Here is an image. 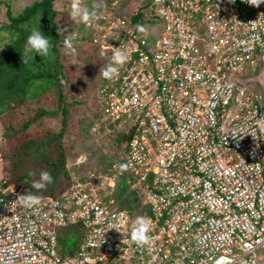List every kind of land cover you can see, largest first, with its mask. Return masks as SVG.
Masks as SVG:
<instances>
[{
	"label": "built area",
	"instance_id": "1",
	"mask_svg": "<svg viewBox=\"0 0 264 264\" xmlns=\"http://www.w3.org/2000/svg\"><path fill=\"white\" fill-rule=\"evenodd\" d=\"M120 1H102L86 44L104 68L116 49L129 54L100 95L104 120L128 136L137 199L111 196L122 170L93 167L31 208L16 200L30 191L3 178L0 264H264V92L239 76L264 72V32L249 23L264 3ZM141 216L152 221L142 247L130 238ZM64 226L81 234L74 253L59 247Z\"/></svg>",
	"mask_w": 264,
	"mask_h": 264
},
{
	"label": "trees",
	"instance_id": "2",
	"mask_svg": "<svg viewBox=\"0 0 264 264\" xmlns=\"http://www.w3.org/2000/svg\"><path fill=\"white\" fill-rule=\"evenodd\" d=\"M85 1L87 3L85 8L89 11H95L100 5L104 4L101 0H92L91 5H88V0ZM145 1L147 3L151 2V0ZM54 2L56 0H36L32 4L26 5L16 15L13 13L11 6L6 5L5 14L8 21L0 25V118H4L7 112L14 111L15 107H18L27 100H31L32 98L42 100V97L49 91L57 95V110L39 108L31 118L22 124L21 129L23 130L47 114L54 115V113L60 112L63 116V125L58 132L47 131L45 134L28 139L22 138L23 132H19V130L10 132L9 126L12 125L10 123L5 128L6 138L11 148L9 159H11V173L14 177L12 180L17 181V185L27 188L30 193L41 195L54 194L57 190L68 186L71 183V168L76 169L77 172L85 169L81 174L82 176L88 168V160L76 164L80 155L88 153L73 152L76 154L75 161L68 164L69 157L72 158L73 156L66 153L65 135L74 134L77 140H79V134L83 138L82 143L84 147L88 148L89 143H92L96 146V150H101L103 155L95 164H106L104 171L107 172L109 167L114 165L116 159L121 165H124V158H119L114 152L118 148L121 150L125 149L124 141L128 138L126 133L119 128H116L113 132H107L106 130L110 126V123L104 121L107 103H105L100 94L101 88L105 85L107 79L103 78L100 74V79L104 82L100 83L96 81L94 83V108L92 112L88 111L84 115L83 132L79 133L81 120L78 131L70 132L67 129V116L73 110L74 105L79 103V100H75V96L71 97V95H76L75 93L71 92L69 94L65 92L64 87L77 88L80 86L79 91L85 94L89 90L91 79L93 78L92 75L95 77L99 72L101 61L99 60L91 67L93 74L90 73V66L86 65L85 69L87 72L79 74L77 80L70 79L69 75L61 68V51L59 47L64 46V32L63 34H58L57 29L63 28L59 25V20L56 19L59 10L55 7ZM120 5L121 7L129 6L133 8L135 3L131 2V0H121ZM144 6H150V4H145ZM134 16L135 20H141L142 18L137 13ZM155 23L153 22L152 25ZM85 26L86 24L82 22L80 34L76 36L80 46L73 47L77 49L78 53L82 54V49L85 48L86 41L91 37L90 31H92L89 26L90 31L85 32ZM38 28L50 37L53 44L52 55L48 58H42L39 54L34 53V61H29L28 65H24L22 63V51L26 38L31 34L33 29ZM81 40L82 42H80ZM2 41L6 42L5 46H2ZM103 147H106L107 151ZM15 170H19V172ZM42 171L51 173L53 183L49 184L45 189L36 190L32 187V181L39 179ZM30 172H35V176H30ZM121 190L120 196L122 198L120 199V206H132L133 202L127 205V201L137 199L131 198L135 197L136 193L131 192L128 194V187L126 186L121 187ZM127 194L128 198L125 199L124 197ZM67 252L72 253V251Z\"/></svg>",
	"mask_w": 264,
	"mask_h": 264
},
{
	"label": "rangeland",
	"instance_id": "3",
	"mask_svg": "<svg viewBox=\"0 0 264 264\" xmlns=\"http://www.w3.org/2000/svg\"><path fill=\"white\" fill-rule=\"evenodd\" d=\"M36 0H0V25L4 22L8 21L6 18V5H10L12 8L13 13L16 15L18 14L26 5L32 4ZM105 1V0H101ZM70 2L71 0H56L54 2L55 7L58 8L59 14L57 15V20H59V25L64 29V39L66 37H72V43L73 47L80 46V43L77 41L76 36L80 34V25L82 22L79 20H73L69 13H70ZM92 4V0H88V5ZM87 3L85 0H83V7H86ZM83 33V30H82ZM6 41V40H5ZM2 41V46L6 45V42ZM82 42V41H80ZM60 46V45H59ZM60 48V65L61 68L66 72V74L69 75L70 79L77 80V77L79 74H83L87 72L85 69L86 65L91 67L97 63V55H95L94 47L91 45V43L88 41L87 44H85V48H83V54L78 53L77 49H68L65 46L59 47ZM104 65L103 62L99 64V68L103 69ZM100 69L99 72L94 77L92 75L91 84L89 87V90L85 92H81L80 86L77 88H70V87H64L65 92H68L69 94L75 93L76 95H71V97L75 96V100H79L78 104L74 105L73 110H71L67 116V129L70 132H76L78 131L79 122H80V131L81 134L83 132V119L84 115L88 111H93L94 108V102H95V87L94 83L100 82L103 83L104 81L100 79ZM253 69H256V74L253 72ZM258 72V73H257ZM90 73L93 74V71L91 69ZM250 75V76H249ZM239 76H242L244 79H247V83L251 84L256 92L259 91L264 92V72L262 71V64H251L248 67L245 68L244 71H242V74H239ZM249 76V78H248ZM84 82V81H82ZM71 100V98H69ZM85 100V101H84ZM39 108H48V110H57V95L54 94V92L49 91L46 93L41 99L32 98L31 100H27L26 102L22 103L18 107H15L14 111H9L7 114H5L4 118H0V180L3 177H10L14 178L11 173V159H9V156L11 154V148L10 143L8 142L6 138V126L8 123L12 124L9 126V131L12 132L14 130H19V132L22 133V138H32L36 137L42 134H45L47 131H53L58 132L60 128L63 125V116L60 112L57 114L54 113V115L47 114L46 116H43L42 118L38 119L37 121L31 123L29 126L25 127L23 130L21 129L22 124L31 118L32 115L36 113V110ZM9 124V125H10ZM98 131V130H97ZM79 136V140H77L76 135H70L67 134L64 137V142L66 146V153L72 154V158L69 157L68 164L73 163L75 161V155L73 152L78 153H88L85 154L87 156L89 163L88 168H93L95 166V162L99 161V158L103 155L101 150H96V146L94 144L89 143L88 148L84 147L82 143V136ZM74 145V147H73ZM106 150V147L104 148ZM102 149V150H103ZM107 151V150H106ZM85 160V161H86ZM117 168V172L121 170V165L119 164L118 160H115ZM75 166H81V165H75ZM72 166V167H75ZM84 166V165H83ZM99 167V166H97ZM85 169H83L81 172H77V170L71 168L70 172H76L77 175L82 174V172ZM16 172H19V170H15ZM117 183V190H119V186L121 182L123 181V176H119ZM15 181V180H14ZM17 182V181H16ZM117 200L121 199L120 195L115 196ZM129 203H132V201H127V205ZM133 204V203H132ZM81 239V234L76 232L75 229L64 226L59 228V247H62L64 251H72L73 253L76 251L78 243ZM68 253V252H67Z\"/></svg>",
	"mask_w": 264,
	"mask_h": 264
},
{
	"label": "clouds",
	"instance_id": "4",
	"mask_svg": "<svg viewBox=\"0 0 264 264\" xmlns=\"http://www.w3.org/2000/svg\"><path fill=\"white\" fill-rule=\"evenodd\" d=\"M230 2L234 3L235 0H230ZM245 2L252 5V6L259 7L261 5V3H264V0H245ZM69 15L73 20H79L80 22H83L85 24H89L92 21V19L95 17L96 13H95V11H89L87 8L83 7V0H71ZM249 23H250V30L251 31H253L255 33L264 32V16H262L261 14L259 15V17L257 19L249 21ZM138 30L141 32L145 31L143 26H138ZM57 31H58V34L60 35V34H63L64 29L58 28ZM72 39H73L72 37H66L64 39L63 43H64V46L66 48L73 49ZM254 39H259V36L257 35L256 37H254ZM52 48H53V44L50 40V37L45 35L41 31L40 28L33 29L31 34L28 35L26 38V43H25L23 51H22V63L24 65H28L29 61H34V53L39 54V56H41L42 58H48L52 55V51H51ZM94 50L96 52L95 55H97V57H98L97 62L100 60L103 62V65H104L103 58L96 51V49H94ZM128 59H129V54H128L126 49L125 50L116 49L114 52V55L112 57V63L109 64L108 66H106L105 68L103 67V69H100L99 74L105 79L114 78L115 76L118 75L119 67H122L123 65H125L128 62ZM116 128H119V127L118 126L115 127V125L113 126V124H110V126L107 127L106 130H107V132H113V130H115ZM119 129H121V128H119ZM121 130L125 133V131L123 129H121ZM126 143H127V139L124 141V146ZM125 150H126V148L123 150L118 148V149H116V152L113 151L114 153H116L119 156V158H124V160H125L124 165H121L119 163L121 165L120 167H121V170L123 172L121 174L123 176V181L121 182V184L119 186L120 192H118V190H117V184L111 190L112 191L111 196L115 200H117V198L115 196L120 195L122 193L123 189L121 190V187H124V186L128 187V192H129L128 194H130L132 191V189L130 188L131 187L130 186L131 185L130 184L131 175L127 171L126 158H125V155L122 153V151H125ZM252 154L254 155V153H252ZM86 159H87V156L85 154H82L78 157L76 164L83 163ZM115 164H116V162L114 163L113 166L109 167L108 172L112 171V170L117 171L116 170L117 168H115V166H116ZM97 166H99V167H97ZM105 166H106V164H95L94 167H96L97 169L106 173L107 171H104V169L106 168ZM89 169H91V168H87L86 171L83 173L84 177H85L86 172ZM29 175L35 176V172H30ZM75 175L80 177V178H84L81 174L77 175L75 172H71L70 173L71 183H73V181H74L73 177ZM7 177H3V178H7ZM11 180H12V178H11ZM13 182L16 183L15 181H13ZM51 183H53V177H52L51 173L48 171H42L39 175V179L32 181V187L35 188L36 190H41V189H45ZM117 183H118V181H117ZM6 194H7V192H5V195ZM128 194H127V196L125 195L126 196V197H124L125 199L128 198ZM16 200H18L20 202V205L23 207L31 208V207H35V206L40 204V197L37 195H34V194H30V193L19 194L17 196ZM118 201H119V205H121V203H120L121 200L119 199ZM121 207L127 208V206H121ZM70 228H72V227H70ZM151 228H152V221L150 218L143 217V216L137 217L136 220L133 222V225H132L131 237H130L131 240L134 243H136L138 246H141V247L150 244L151 243V237H150L149 233L151 231ZM74 229L77 230V228H75V227H74ZM63 250L64 249L61 247V251L64 253H67Z\"/></svg>",
	"mask_w": 264,
	"mask_h": 264
}]
</instances>
